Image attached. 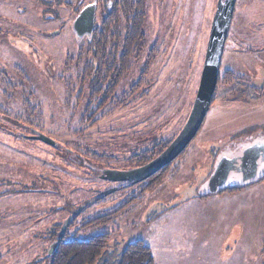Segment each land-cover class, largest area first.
Instances as JSON below:
<instances>
[{"label": "rangeland", "instance_id": "1", "mask_svg": "<svg viewBox=\"0 0 264 264\" xmlns=\"http://www.w3.org/2000/svg\"><path fill=\"white\" fill-rule=\"evenodd\" d=\"M94 1L99 26L103 0H0V264H51L63 235L104 233L109 254L142 241L154 264H264V177L199 196L220 153L264 143V0H234L219 71L240 84H217L194 140L133 187L104 177L152 161L183 128L220 0H145L141 50L111 100L86 111L74 62L91 55L73 22Z\"/></svg>", "mask_w": 264, "mask_h": 264}, {"label": "trees", "instance_id": "2", "mask_svg": "<svg viewBox=\"0 0 264 264\" xmlns=\"http://www.w3.org/2000/svg\"><path fill=\"white\" fill-rule=\"evenodd\" d=\"M144 5L145 0L102 1L103 16L99 26L95 25L92 34L84 37L89 43L87 52L91 55L90 61H83L84 56L79 52L74 62L75 66L85 64L83 75L89 80L88 83L91 88L89 97L91 101L86 111L90 110L93 101H97V107H103L107 101L111 100L113 88L130 69L132 61L141 50L144 42ZM152 54L148 56L150 59L153 57ZM221 81L227 85L240 84L231 70H225L222 73L219 71L217 84H220ZM250 89L253 88L250 86ZM146 157L143 155L139 162L142 164L148 162ZM168 167L169 165L153 177ZM235 189L241 188L232 190ZM97 201L100 202L101 199L98 198ZM120 209L95 218L87 224L106 225ZM65 236L63 235L53 243L52 253L49 254L51 264H154L150 248L142 241L127 244L122 252L117 255L115 252L112 254L107 252L110 241L109 233L92 236L87 240L74 238L65 241Z\"/></svg>", "mask_w": 264, "mask_h": 264}, {"label": "water", "instance_id": "3", "mask_svg": "<svg viewBox=\"0 0 264 264\" xmlns=\"http://www.w3.org/2000/svg\"><path fill=\"white\" fill-rule=\"evenodd\" d=\"M233 7L234 0L219 1L217 13L209 33L199 85L189 116L179 134L164 151L147 164L123 172L106 174L104 178L122 183H141L170 165L192 142L202 126L217 86L220 60L226 41V32L233 14ZM95 12L96 2L94 1L92 4L85 6L76 16L73 22V30L79 40L92 34L95 26ZM32 139L50 146L55 145L54 141L38 133ZM263 157L264 143L256 142L244 148L238 158H220L207 180L208 194H216L218 189L226 184L232 172L242 174L244 183L255 180L258 162L260 159L263 161ZM236 168L237 170H235ZM116 190L112 189L104 192L103 196H108ZM51 253L52 248L49 254Z\"/></svg>", "mask_w": 264, "mask_h": 264}, {"label": "flooded vegetation", "instance_id": "4", "mask_svg": "<svg viewBox=\"0 0 264 264\" xmlns=\"http://www.w3.org/2000/svg\"><path fill=\"white\" fill-rule=\"evenodd\" d=\"M91 4H92V3H91ZM86 6H87V5H86ZM96 6H97V5H96ZM84 7H85V6H84ZM84 7H83V8H84ZM83 8H82V9H83ZM82 9H81V10H82ZM255 143H256V142H255ZM252 144H254V143H251L250 145H252ZM250 145L240 146V147L235 148V149H233V150L227 149V150H225L226 152L223 151L222 153H220L219 159L222 158V157H227V158H231V159H233V158H238V157L240 156V154H241V151H242L244 148H246V147H248V146H250ZM219 159H218V160H219ZM262 159H263V161L260 159V161L258 162L257 177H256L255 180L244 183V182L242 181V179H243V175H242V174H240V173H236V172H232V173L230 174V176H229V178H228L226 184H225L223 187L219 188L216 194H218L219 192H222V191H224V190H227V189L229 190V189H232V188H233V189H234V188H243V187H245L246 185H251V184H254L255 182L259 181V179H261L262 177H264V175H262V173L264 172V157H263ZM217 162H218V161H217ZM217 162H216V164H217ZM216 164H215V166H214L212 172L214 171V169H215V167H216ZM235 170H237V168H236ZM212 172H211V173H212ZM211 173L209 174V176L211 175ZM209 176H208V178H209ZM152 177H153V176H152ZM152 177H150L149 179H147V180H145V181H143V182H141V183H138V184L124 183L122 187H133V186H136V185H139V184H143V183L146 184V183H148V182L150 181V179H151ZM207 180H208V179H207ZM204 191H206V192H205V193H199V196H211L210 194H208L207 184H206V187L204 188ZM199 192H200V190H199Z\"/></svg>", "mask_w": 264, "mask_h": 264}]
</instances>
